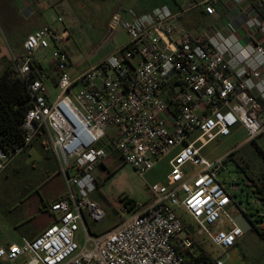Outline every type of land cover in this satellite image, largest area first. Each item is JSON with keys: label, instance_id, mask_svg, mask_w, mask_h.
Here are the masks:
<instances>
[{"label": "built area", "instance_id": "built-area-1", "mask_svg": "<svg viewBox=\"0 0 264 264\" xmlns=\"http://www.w3.org/2000/svg\"><path fill=\"white\" fill-rule=\"evenodd\" d=\"M220 1L232 10L250 5L249 0H205L204 12L214 15ZM180 15L166 6L143 15L116 12L108 41L122 29L126 45L75 76L65 49L71 37L67 28L37 30L27 36L22 53L12 54L31 107L24 144L10 152L0 148V172L38 138L55 155L66 193L49 209L57 221L32 240L0 247L1 264L23 257V264H190L179 251L193 248L188 225L196 237L204 235L226 250L244 235L233 221L234 198L220 179L238 149L217 160L201 151L237 125L246 129L247 143L264 139V44L259 42L264 19L245 20L244 41L236 30L194 36L179 26ZM40 51H49L55 63L54 99L50 74L34 75ZM108 127L116 133H107ZM112 154L141 176L171 156L170 173L166 184L149 187L148 201L124 207L130 217L95 235L87 217L99 222L105 213L91 195Z\"/></svg>", "mask_w": 264, "mask_h": 264}, {"label": "rangeland", "instance_id": "rangeland-1", "mask_svg": "<svg viewBox=\"0 0 264 264\" xmlns=\"http://www.w3.org/2000/svg\"><path fill=\"white\" fill-rule=\"evenodd\" d=\"M89 2L90 0H81V2H79V0H73L75 9L79 3L85 5L86 8L85 11L78 10V14L74 15V18L77 17L78 25L75 29H72V38L68 48L73 63V65L69 67V72L73 76L83 72L99 59L108 56L112 49V46L110 47L112 42L108 41V33L105 28L107 15L104 12L97 13L96 11L88 10ZM164 2L165 0H143V3L148 7L158 4L162 5ZM95 3L103 5L101 0H95ZM7 5L9 4L5 1H0V19H4V21L11 20L13 16L17 15L11 10L7 11ZM75 9L74 13H76ZM190 15V13H187L186 17ZM58 16L59 12L50 8L43 17H35L33 20H24L22 22L26 30L34 25L42 23L52 27H58L61 24L56 23ZM77 22L74 20V23ZM178 24L179 26L182 24L180 19ZM10 27L11 26H9V41L7 39V34H4V30L3 32L0 30V48L6 54L4 58L10 56L9 59H0V75L3 72L5 63L11 61V51L14 50V45L18 39L19 32H17V29L11 30ZM191 29L197 31L200 27L192 26ZM202 29L203 28L200 30ZM120 40L121 38H119V41ZM7 52L9 53L8 56ZM16 52L17 51H15V53ZM40 58L41 61H44V57L40 56ZM50 90L52 99H54L59 91L53 86L50 87ZM106 131L110 135L116 133L113 127H108ZM247 140L248 134L246 129L241 125H237L232 130L230 136L220 137L204 147L201 151V155L208 160H217L226 158L233 151L238 149L234 157L239 159L242 165L248 166L252 175L256 177L258 184L264 183V159L257 153L258 147L264 150V139H258L253 143H247ZM20 157H23V161L28 164L30 171L27 170L21 175L7 172L0 176V207L2 204L9 205V207L14 205V203L18 204L19 198L22 197L21 194L23 190L26 189L24 187L31 178L33 167H36L37 171H44V168H46L43 157H41L36 150L33 151L32 156L24 157L21 155ZM170 159L171 156H167L159 161L150 172L141 176L130 165L124 164L118 155L114 158L109 156L105 163V168L100 171L101 183H103L108 176L110 177H108L107 181L100 185L99 189L91 195V199L104 211L105 218L102 221L96 222L87 217V227L89 231L95 235L106 233L130 217L132 213L123 211L126 206L123 199H132L138 203L148 201L150 198V186L155 184H166V177L170 173ZM55 170L56 167H53L51 171L49 170V174H45V176H51L50 180H52V182L46 184L47 186H44L43 191L41 189L42 192H48L52 184L53 192L50 193V196H55L63 190L61 182L62 177L57 174ZM41 177H44L43 173ZM220 179L234 198L235 207L231 210L232 215L237 214L239 211H244L248 214H253L255 220L264 224V200L259 197L258 193L254 192L252 186L248 185V179L244 172L230 156L226 161L225 170L220 174ZM232 180L237 182L235 186H233ZM29 185L36 189L35 183ZM27 190L29 189L25 191ZM37 200V196L32 198L30 205L31 211H36ZM43 216L42 214L37 215L36 223L41 222L44 219ZM185 220L187 221L188 219L186 218ZM5 230H8V225L0 215V238L5 237ZM246 236V240L253 238L250 244H236L237 246L234 249L231 248L227 250L216 247L206 239L204 235L198 236V239L199 243L203 248L205 247L214 261L220 259L224 264H252L261 252L260 247L264 245V241L260 239L261 237L255 230L250 231Z\"/></svg>", "mask_w": 264, "mask_h": 264}, {"label": "crops", "instance_id": "crops-1", "mask_svg": "<svg viewBox=\"0 0 264 264\" xmlns=\"http://www.w3.org/2000/svg\"><path fill=\"white\" fill-rule=\"evenodd\" d=\"M0 1H5L7 4H9L7 5L8 7L7 11L11 10L15 13V15L17 14L16 16H13L11 20L8 21H4V19L2 20L0 19V30L2 32L4 30L5 32L4 34L5 35L7 34V39L10 38L9 26H11L10 27L11 30L17 29V32H19L18 39L14 45V50L11 51L12 54H16V53L20 54L23 52L24 42L29 34L49 26L45 23H42V24L34 25L28 30H26L24 29L25 25H23L24 23L22 21L24 20L30 21L33 20L35 17L36 18L43 17L50 8L54 9L59 12L58 19L62 18L63 22L58 27H53V28L58 30L67 28L71 34L70 37L71 40L72 29L73 28L75 29V27L78 25L77 17L74 18V15L78 14L77 13L78 10L79 11L86 10L85 5H82L81 3H79V5L76 6L77 8L75 9L73 0H0ZM204 1L205 0H167V1L165 0V2L162 5L158 4L148 7L146 6V4L143 3V0H101L103 5L99 3H95V0H90L88 10L96 11L97 13L104 12L107 15L105 28L106 31H108L110 21L116 12L120 11L124 13L127 10H132L137 15H143L153 11L159 6H166L173 13L181 14L180 15V22L182 23L181 27L194 36H201L204 33L208 32L209 30H221L225 33H229L230 31L236 30L237 36L244 39V41H248L247 39L244 38L245 33L243 30V24L245 20L253 15L259 16L264 19V0H251L249 6L247 7L245 6L242 9H233V10L231 7H227L223 1H220L216 6V13L214 15H207L204 12V4H203ZM79 2H81V0H79ZM74 9L76 13H74ZM187 13H190L191 15L186 17ZM58 19H56V23H60ZM74 20L77 23H74ZM192 26H196V27L199 26L200 29L201 28L203 29L202 30L198 29L197 31H193L191 29ZM115 36H114L115 39L113 37V39L111 40L112 43L110 44V47L112 46V49L110 51V54L114 52V50H116L117 48L125 46L127 43V39H128L127 34L122 29H119ZM119 38H121L120 41ZM70 40L65 46V49L68 52L69 56L70 53L68 48H69ZM259 42H262L264 44L263 39H260ZM15 51L17 52L15 53ZM4 55L6 54L0 48V59L10 58V56H8L9 55L8 52H7L8 57L4 58ZM40 56L44 57V61L43 60L41 61ZM102 59H99L97 62H99ZM36 60H38V62L42 66L41 70L50 74V80L48 81L49 89L51 86L55 87L57 74H56L55 63L51 57V53L49 51L46 52L40 51L38 53ZM72 65L73 63L71 64V66ZM34 150H36L41 155V157H43L46 168H44V171L43 170L37 171V168L33 167L32 169L33 173L31 175V178L27 181V184L24 187L29 190L27 191H25L26 189L23 190L21 194L22 197L19 198L18 204L14 203V205H11V207H9V205L7 206L6 204H2V206L0 207V215L8 225V230L7 231L5 230L4 232L5 237L0 238V247L2 246L7 247L11 243L21 244L24 238L32 240L38 237L39 235H41L49 226H51L57 221V216L51 214L49 212V209L54 202L60 200L65 195L66 185L62 175L60 174L59 163L55 155L53 154V152L45 150L43 145L41 144V141L38 138L35 139L28 146V148L25 151H23L21 154L11 157L6 165V168L0 172V176L3 173H7V172L21 175L27 170L30 171V168H28V164L25 163L23 161V157L20 156L21 155H23L24 157L32 156ZM110 156L114 158L117 157V154H112ZM53 167H56L55 172L62 177L61 182L63 185V190L61 193H58L55 196H50V193L53 192L52 184L50 185L48 192L46 191L42 192V191L44 189V186H47L46 184H50L52 182V180H50L51 176L49 175L45 176V174H49L51 169H53ZM103 168H105V166ZM42 173L44 174V177H41ZM31 183H35L36 189H34L29 185ZM35 196L38 197L36 211H31L30 210L31 201L32 198H34ZM233 207H235V205ZM41 214L44 215L43 216L44 219L41 222L36 223L37 215H41ZM235 215L236 214H234V216ZM252 220L255 219L252 217ZM229 227H230L229 224L225 226V228H229ZM253 230L254 229L250 231ZM250 231H248L247 233H249ZM247 233H244V235L239 239L237 245H243V244L247 245L253 241V238H249V240L248 239L246 240ZM260 239L263 240L262 238ZM235 247H233L232 249H234ZM260 248H261V252L259 253L258 257H256L257 259H255L254 263L252 264H264V245H261ZM26 260L27 257H23L13 264H23ZM216 260H220V259H216ZM216 260L214 264H216Z\"/></svg>", "mask_w": 264, "mask_h": 264}, {"label": "trees", "instance_id": "trees-1", "mask_svg": "<svg viewBox=\"0 0 264 264\" xmlns=\"http://www.w3.org/2000/svg\"><path fill=\"white\" fill-rule=\"evenodd\" d=\"M251 3V0H249ZM42 66L35 60L34 75H38ZM39 70V71H38ZM264 105V102H262ZM31 107L30 94L18 76L16 66L12 60L5 63L2 74L0 75V148L10 152L18 149L24 144L25 131L23 128L24 119L28 110ZM257 153L264 159V150L258 147ZM235 153L230 155V158L235 160L239 168L244 172L248 179V185L253 187L255 193L264 200V183L258 184L255 176L252 175L248 166L241 164L239 159L234 157ZM110 177V176H108ZM107 177V178H108ZM107 178L103 181L106 182ZM103 183L99 184L102 185ZM98 187V189H99ZM58 201V200H57ZM126 206L133 208L135 201L132 199H123ZM248 214V213H247ZM251 218L253 214H248ZM255 222L254 230L264 240V224L258 220ZM189 237L193 239L194 245L191 250H179L180 254L186 257L190 264H214L208 252L199 243L198 237L194 235L191 227L187 226ZM1 264V263H0Z\"/></svg>", "mask_w": 264, "mask_h": 264}, {"label": "water", "instance_id": "water-1", "mask_svg": "<svg viewBox=\"0 0 264 264\" xmlns=\"http://www.w3.org/2000/svg\"><path fill=\"white\" fill-rule=\"evenodd\" d=\"M233 221L237 226L242 228L244 233H247L255 227V222L244 211H239L235 216H233Z\"/></svg>", "mask_w": 264, "mask_h": 264}]
</instances>
